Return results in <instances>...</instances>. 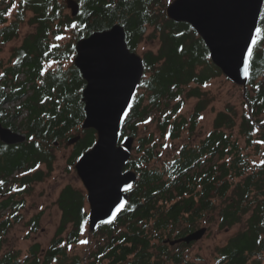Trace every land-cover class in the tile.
<instances>
[{"label":"trees","instance_id":"1","mask_svg":"<svg viewBox=\"0 0 264 264\" xmlns=\"http://www.w3.org/2000/svg\"><path fill=\"white\" fill-rule=\"evenodd\" d=\"M76 1L79 12L72 16L65 0H0L1 44L17 38L25 22L33 26L21 44L12 48L9 63L3 68L0 65V123L26 134L22 143L0 141V252L8 228L20 219L18 210L24 205L20 194L42 179L41 164L51 169L49 148L80 134L73 144V162L95 143V130L81 128L85 81L73 62L67 67L64 63L74 56L79 38L119 23L131 51L149 27L160 46L142 55L144 75L121 128L120 141L129 135L138 141L125 165L137 174L130 202L116 225L98 226L106 233V242L98 246L94 253L97 262L92 264H158L150 262L154 239L176 229L175 237L183 236L213 213L219 228L245 219L244 228L217 248L215 264H264V3L244 95L248 110L240 115L230 105L219 110L203 138L183 144L158 167L151 165L159 156L153 134L138 136V125L153 110L165 109L160 111L158 124L162 136L176 139L186 130L193 132L210 101L202 87L222 72L212 63L195 30L166 16L164 6L169 0ZM68 32L71 39L65 41ZM191 97L198 99L192 113L179 115L186 98ZM6 102L17 105L6 110ZM23 114L21 122L15 123ZM20 171L26 174L16 177ZM83 198L79 189L64 186L56 201L62 216L50 247L41 253L39 245L33 244L24 259L18 252L6 250L0 254V264H52L54 260L81 264L78 255L68 259L66 251L79 242L86 224ZM38 218L28 222L32 230L37 228ZM69 224L71 230L63 238ZM159 249L174 264H193L181 261V253L170 255L162 245Z\"/></svg>","mask_w":264,"mask_h":264},{"label":"water","instance_id":"2","mask_svg":"<svg viewBox=\"0 0 264 264\" xmlns=\"http://www.w3.org/2000/svg\"><path fill=\"white\" fill-rule=\"evenodd\" d=\"M263 3L264 0H171L165 13L175 22L188 23L203 40L212 63L245 93L250 60L246 75L243 58L255 27H259ZM65 5L72 16L79 12L76 0H65ZM75 51L73 64L85 81L81 128L96 132L93 146L75 162L87 189L88 225L93 231L100 224L112 222L123 210L128 200L126 191L137 178L134 170L123 171L134 137L129 135L120 141V134L140 87L144 64L142 56L128 48L124 26L119 23L79 38ZM80 136L69 138L67 144H74ZM0 141L7 145L22 143L26 134L0 123ZM121 203L123 207L117 211ZM206 231V227H200L165 242L189 244L200 240Z\"/></svg>","mask_w":264,"mask_h":264},{"label":"rangeland","instance_id":"3","mask_svg":"<svg viewBox=\"0 0 264 264\" xmlns=\"http://www.w3.org/2000/svg\"><path fill=\"white\" fill-rule=\"evenodd\" d=\"M170 1L171 0L166 2L164 12ZM67 10L71 14V10L68 8ZM28 16H31V13H29ZM10 17H12V13ZM32 29L33 26L25 22L17 38L5 44L0 43L1 68L9 63L12 48L19 46L22 38ZM152 31V27L147 29L144 38L135 50L140 56L148 50L155 52L160 46L158 37H151ZM63 39L65 41L71 39V33H66ZM73 57L68 62L64 63L66 67L73 62ZM202 89L207 93V97L210 101L207 108L202 112L198 125L193 132L186 130L176 139H169L162 136L158 129V124L160 121V111L165 109L160 111L157 109L153 110L147 121L138 125V136H145L150 133L153 134V141L156 144V151L159 153V156L151 162V165L160 167L164 159L174 155L183 144L198 142L212 129V122L216 113L219 110L225 109L226 106H233L238 115L248 110V106L245 105L246 99L244 97L245 93L243 88L233 83L223 73L209 80ZM197 101L198 99L195 97L186 98L178 114L189 116ZM173 103H175V101H172V104ZM23 117L24 114L17 117L14 120L15 123L21 122ZM19 132L24 133L21 130H19ZM234 132L236 134L237 129H235ZM242 141L243 140L240 139V142ZM137 144L138 141L137 138H135L131 154H134V146ZM49 150L52 154L51 169H49L46 164H41L39 169L43 171L42 179L30 184L27 188L28 191L20 194V197L24 199L23 207L18 210L20 219L8 228L4 235L3 249L0 254L4 253L6 250H14L18 252L21 259H24L30 255V249L33 244H38L40 252L44 253L57 237L56 230L60 223L61 211L56 204V199L61 189L70 184L76 189L83 190L85 193L83 183L75 169V162L77 159L70 162L73 144L69 145L67 144V140H60V142L54 143ZM24 174H26V172L20 171L15 173L16 177H21ZM11 182L12 181H10V183ZM14 186H18V184H14ZM2 193L3 191H0V198H2ZM84 208L89 212V205L87 202L84 203ZM32 216H39L38 226L35 230H32L28 224ZM244 220L245 219L231 227L219 228L217 215L213 213L206 220L199 222L195 228L206 227L207 231L204 236L200 240L194 241L187 246L182 244L170 246L169 244L163 243L166 239L175 238L178 233L177 229L170 235L164 234L161 239L156 238L152 241L154 246L150 249L152 253L150 262L174 264L170 258H167V256L160 251L159 246L162 245L167 248V252H169L170 255L181 253V261L183 262L187 261L193 264H215L217 248L224 245L232 235L244 228ZM119 229L123 230L124 227L122 226ZM69 230H71V224H69L67 229L62 233L63 238L67 236ZM80 241H86V243H80ZM105 242L106 233L98 229L94 231L90 230L87 223L79 236V242L67 247L66 255L68 259L74 255H78L82 259L81 264H92L93 262H97L94 258V253L97 251L98 246ZM57 262L58 260H54L52 264H57ZM102 264H104V262Z\"/></svg>","mask_w":264,"mask_h":264},{"label":"flooded vegetation","instance_id":"4","mask_svg":"<svg viewBox=\"0 0 264 264\" xmlns=\"http://www.w3.org/2000/svg\"><path fill=\"white\" fill-rule=\"evenodd\" d=\"M126 170H129V169H126V168H124L123 169V171H126ZM82 181V180H81ZM83 187H84V189H85V193L83 192V190H80L81 192H82V194H83V210L85 211V213L87 214V219H86V224L87 223H89V221H88V214H89V212H87L86 210H85V208H84V203H86L87 202V204L89 205V211H90V204H89V202H88V199H87V189L85 188V186L83 185ZM133 188H134V185L128 190V191H126V193H127V198H128V200H127V202H126V204H125V206H124V208H123V210H125L126 209V207H127V205H128V203L130 202V198H131V195H132V191H133ZM58 198V197H57ZM56 201H57V199H56ZM57 204V203H56ZM57 206H58V204H57ZM58 208H59V206H58ZM60 209V208H59ZM123 210L122 211H120L119 212V214L115 217V219L112 221V222H110V223H113L114 225H116V223H117V219H118V216H120L121 215V213L123 212ZM60 211H61V216H62V210L60 209ZM33 218H35V216L33 217L32 216V218L29 220V221H31ZM60 220H61V218H60ZM85 224V225H86ZM104 224H106V223H104ZM101 225V224H100ZM97 229V228H96ZM94 231V230H93ZM179 237H181V236H179ZM179 237H175V238H173V239H176V238H179ZM164 244H169V243H167V242H163ZM191 243H193V242H191ZM191 243H189V244H191ZM163 244V245H164ZM178 244H184L183 242L182 243H177V244H175V245H178ZM170 245V244H169ZM175 245H170V246H175Z\"/></svg>","mask_w":264,"mask_h":264},{"label":"snow or ice","instance_id":"5","mask_svg":"<svg viewBox=\"0 0 264 264\" xmlns=\"http://www.w3.org/2000/svg\"><path fill=\"white\" fill-rule=\"evenodd\" d=\"M260 33H261V28L260 27H255L254 34L251 35V42L247 45V51H246V54H245V56L243 58V60H244L245 74L246 75H247L248 63H249V60H250L251 56L254 53V46L257 45L258 38L260 37ZM121 207H123V203H121V204H119L117 206V211H119V209ZM80 243H86V241H80Z\"/></svg>","mask_w":264,"mask_h":264},{"label":"built area","instance_id":"6","mask_svg":"<svg viewBox=\"0 0 264 264\" xmlns=\"http://www.w3.org/2000/svg\"><path fill=\"white\" fill-rule=\"evenodd\" d=\"M17 105L16 102H6L3 104V107L6 109V110H13L15 108V106Z\"/></svg>","mask_w":264,"mask_h":264}]
</instances>
